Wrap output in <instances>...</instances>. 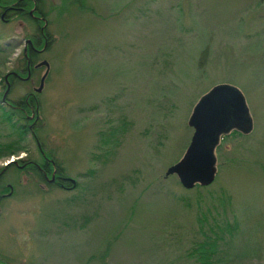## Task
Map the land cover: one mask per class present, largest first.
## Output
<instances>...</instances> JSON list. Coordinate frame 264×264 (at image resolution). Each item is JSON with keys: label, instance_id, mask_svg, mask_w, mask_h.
I'll use <instances>...</instances> for the list:
<instances>
[{"label": "rangeland", "instance_id": "rangeland-1", "mask_svg": "<svg viewBox=\"0 0 264 264\" xmlns=\"http://www.w3.org/2000/svg\"><path fill=\"white\" fill-rule=\"evenodd\" d=\"M38 3L44 23L0 15V95L2 77L25 66L24 45L46 26L51 42L35 60L49 63L37 142L35 112L25 110L26 149L13 155L40 161V145L75 187L48 184L20 160L0 169L12 186L0 198V264H192L187 254L203 238L197 213L211 203L219 221H238L245 264H264V0ZM43 73L16 80L9 97L24 98ZM218 84L241 91L252 128L222 134L214 181L185 189L165 172L189 144L195 104ZM2 118L5 143L17 133ZM212 192L229 199L225 212Z\"/></svg>", "mask_w": 264, "mask_h": 264}, {"label": "water", "instance_id": "water-1", "mask_svg": "<svg viewBox=\"0 0 264 264\" xmlns=\"http://www.w3.org/2000/svg\"><path fill=\"white\" fill-rule=\"evenodd\" d=\"M45 48L46 42L41 51ZM24 54L27 56V49H24ZM35 66L46 68L38 87L35 88L36 92H40L49 71V63L43 59ZM8 89L9 86L3 98ZM188 125L193 129L189 144L183 156L167 168L165 175L175 174L185 189H191L196 184L208 186L215 178L214 149L221 135L232 129L247 133L252 128V120L243 94L233 85H215L195 104ZM70 180L74 183L73 179Z\"/></svg>", "mask_w": 264, "mask_h": 264}, {"label": "trees", "instance_id": "trees-1", "mask_svg": "<svg viewBox=\"0 0 264 264\" xmlns=\"http://www.w3.org/2000/svg\"><path fill=\"white\" fill-rule=\"evenodd\" d=\"M13 0H0V4H10ZM45 16L46 13L42 11ZM22 16V15H21ZM24 63L29 60L32 63L35 62L37 53L31 49L27 52V56L22 54ZM3 80V77L2 79ZM22 108H16L15 110V119H12V115H8L4 112L3 108L0 106V116L2 120L6 121L10 129L17 133V138L5 143H0V156H9L12 154H17L25 150L24 144H22L23 136L27 132L26 124L23 123L26 102L24 98L20 99L18 103ZM236 133V131H235ZM11 166H14L13 164ZM2 170V169H1ZM200 188L207 189L208 186L196 185ZM195 186V187H196ZM207 197L214 199L217 198L218 204L223 206V212H225V206L228 205L229 199L225 194H219L215 196L214 192L207 195ZM200 198V197H199ZM197 202H200V198ZM211 206H206L205 211L199 209L197 213V231L203 235L201 241H196L190 247L189 253L187 256L191 259L192 264H245L246 254L240 249L237 250V240L239 238L238 234V221L234 218L233 221L228 220H218L214 215H212V210H217L216 206L213 203ZM210 220H212L210 222ZM258 252V251H257ZM262 254V253H261ZM257 259H261V255L255 253Z\"/></svg>", "mask_w": 264, "mask_h": 264}, {"label": "flooded vegetation", "instance_id": "flooded-vegetation-1", "mask_svg": "<svg viewBox=\"0 0 264 264\" xmlns=\"http://www.w3.org/2000/svg\"><path fill=\"white\" fill-rule=\"evenodd\" d=\"M39 6L40 5L38 3V0H13V2L7 5L0 4V8H1L0 15L5 16L7 14L8 15L15 14V15H29L31 17L32 15L33 16L37 15L35 16L36 17L35 20L42 21L44 23V20L46 19V17L43 15L42 9ZM3 12L4 14H2ZM38 28H39L38 29L39 33L33 36L34 38L32 37L31 42L24 45V49H27V52L33 49L37 53V55L43 53L47 49V45L51 42L46 32V26L43 27L42 25V26H38ZM45 42H46V48L43 51H41ZM36 63L38 62L32 63L31 61L27 60L25 62V66L22 68H19L18 72L11 70V71H8L6 75H4L3 82L9 86V90L7 94L4 96V98H3V95L6 90L0 95V106L3 108L4 112L7 113L8 115L14 114L13 112L16 110V108H22L19 104H17L18 101L16 102L9 97L11 93L10 89H11V86H13L14 82L16 80H20V81L29 80L33 74V70L36 68L43 67L45 71L46 69L45 66L36 67L35 66ZM13 72H15V74ZM28 74L29 76L27 77ZM40 78H39V81H40ZM36 94L37 93L35 92V88H33V90L28 91L24 97V100L27 105L26 108L24 107V109L29 110V111H34L35 112L34 114L36 115V116L34 115V117H37V118H34L31 125H28L32 133L35 128L36 120L38 119V115L36 113L37 106H38ZM26 118L29 119L30 116L27 115ZM34 138H35V141L37 142V138L35 137V135H34ZM37 147L40 152V156H39L40 161H39V158H38V161H35L34 159L26 155V158H25L26 160L20 159V161L17 163V168L19 167L18 169L24 170L25 172L38 173L41 179L48 184H54L58 186L59 188H63V189H73L75 187L74 186L75 182L73 183L70 180L72 178H70L63 172V169L57 164V162L55 161V159H53L52 156H49L48 154L44 153V151H42L40 145H38ZM2 173L0 172V181H1ZM6 187L8 188V191L9 190L11 191L12 186L10 184L7 183L5 185H2V183H0V198L2 195H4L5 193L4 188Z\"/></svg>", "mask_w": 264, "mask_h": 264}, {"label": "built area", "instance_id": "built-area-1", "mask_svg": "<svg viewBox=\"0 0 264 264\" xmlns=\"http://www.w3.org/2000/svg\"><path fill=\"white\" fill-rule=\"evenodd\" d=\"M14 160V157H10V158H6V159H3L1 160L0 159V166H5L7 164H9L10 162H12Z\"/></svg>", "mask_w": 264, "mask_h": 264}]
</instances>
